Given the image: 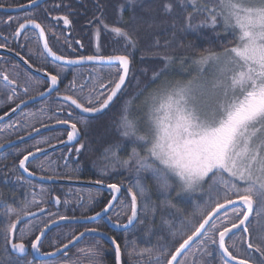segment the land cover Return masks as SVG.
Returning <instances> with one entry per match:
<instances>
[{"label": "snow or ice", "instance_id": "6c2138e0", "mask_svg": "<svg viewBox=\"0 0 264 264\" xmlns=\"http://www.w3.org/2000/svg\"><path fill=\"white\" fill-rule=\"evenodd\" d=\"M38 3L39 0H30V5ZM157 3L164 15L174 18L183 16L185 30L210 27L218 35L229 37L221 50L208 49L191 59L197 76L187 82L167 79V69L178 61L183 64L188 58L175 56L168 50L170 42L165 41L162 46L159 34L152 31L158 27V9L153 6ZM93 6L96 12L88 20V25L95 29L97 39L102 32L115 34L126 49L133 50L142 39L151 41L150 47L155 50L151 54L163 64L151 77V83L158 87L145 97L142 106L134 110L125 106L121 110L117 128L120 139L108 141L106 129L98 134L101 143L109 144L103 156L108 161L103 165L105 171L109 167L114 169L117 163L134 170L138 179L133 187L137 191H133V187L127 189L131 199L123 211L125 219L122 220L119 214L116 219L109 214L114 204L121 203L116 195L121 193V186L116 183L106 184L112 191L111 200L101 211L93 209V215H73L74 210L66 207L70 201L62 202L59 195L47 192L43 187L37 192L36 185L30 182L22 185L27 193L19 211L9 209L4 213L6 225L0 234V264H19L11 258L10 252L22 256L29 247L36 254L52 257V264H81L78 260H62L61 257L67 255L65 250L79 248L77 241H81L82 237L87 239L93 234L111 241L114 264H128V261L141 264V260L144 264H181L182 261L189 264L186 260L189 253L192 254L190 264H264V0H153L148 6H144V0H124L115 6L121 16V26H110L105 21L112 0H95ZM5 7L6 0H0V9ZM125 14L130 17L129 27L123 26ZM53 20L62 21L67 27L72 24L67 15L54 16ZM196 20L200 21L199 25L194 24ZM13 22L16 24L14 40H18L26 29L38 30L39 36L44 38L43 48L46 50L41 55L46 60L50 56L48 62H57V66L72 75V79L67 80L66 74H53L41 67H36V72L43 73V80L29 74L21 82L20 73L10 78L2 72L0 97H4L6 103L14 104L11 111L16 112L17 109L23 111L22 106L31 100L41 97L47 100L55 96L59 104L57 112L64 113L63 117L57 115L55 123L69 126L67 141L79 144L75 148L79 153L85 149V144L81 142L82 129L78 124L87 128L91 121L100 118L97 114H103L109 105L115 107L113 101L119 102V98L126 93L130 56L75 55L77 49L68 36L64 43L72 54H57L49 47L45 29L31 15L15 20L9 15L6 23L11 26ZM170 27L174 35L175 23ZM0 40L4 41L0 43V48L14 51L3 33H0ZM74 43L81 49L84 47L79 39ZM161 48L164 50L160 51ZM15 55L28 68L33 67L20 51H15ZM113 63L116 66L115 76L109 74L106 81L101 80L98 84L93 83L95 76L92 72L84 78L83 73L77 76L72 71H79L83 66L92 69L111 67ZM32 87L38 89V94H30ZM148 87L150 85L145 87V91ZM85 89L89 94H85ZM73 113L79 117L75 122ZM3 120L4 115H0V121ZM7 126L17 129L16 136L20 140L41 130L34 124L29 127L18 121ZM49 126L48 123H41L43 128ZM126 141L132 145V154L127 159H121L117 153ZM5 143L11 141L0 142V149L5 148ZM54 146L51 141H43L26 150L18 161L20 169L30 177L37 176L35 170L30 171L31 165L40 159L37 153H45L47 148ZM30 157L33 159L30 160ZM41 170L45 171L43 166ZM149 174L154 185L166 194L168 200L172 192L176 196L200 193L201 204L193 215L177 217L171 214L170 219L163 221L161 231L166 229L171 237L169 242L154 245L145 251L129 252L127 248H121L115 236H108L98 227L85 225L78 234L73 233L57 242L49 241L53 251L41 252L42 239H48L47 234L53 231V226L59 227L62 221L95 224L98 218L106 217L115 228L140 230L138 226H143V235H156L155 226L151 221L146 222L147 217H154L156 212L150 208V200L146 198L142 204L139 200L148 188L141 181ZM38 179L55 182L76 177L45 174L39 175ZM93 183L104 182L96 179ZM88 203H92V198ZM0 204L7 207L5 202L0 201ZM49 207L57 210L49 212ZM82 207L86 205L82 204ZM26 240L29 241L27 244ZM79 251L89 256V264H100L96 258L102 253L96 248H79ZM133 255L140 259L132 260ZM124 256L128 260H122Z\"/></svg>", "mask_w": 264, "mask_h": 264}, {"label": "rangeland", "instance_id": "374dc122", "mask_svg": "<svg viewBox=\"0 0 264 264\" xmlns=\"http://www.w3.org/2000/svg\"><path fill=\"white\" fill-rule=\"evenodd\" d=\"M65 1L66 0H61L60 2L56 3L54 6L50 5V6L46 7V8L44 7L43 9H41V11L44 12L47 16L48 15H53L51 20H49L48 23L44 24V26L46 27V29L49 32H52V30H53V28H52L53 26L51 25L54 22L53 17L54 16H62V15L64 16L63 12H65V11L68 13V9H69L70 6L68 7V4ZM150 1H151V3H153V0H150ZM18 2L19 1H15V0L14 1L13 0H6V4L7 5H12V6H14V3L16 4ZM123 2H124V0H123ZM146 4H147V0H144V6H146ZM57 5H59V7H57ZM154 7H157V9H158V11L156 13L157 21H162L163 18H165L167 15H164V14H162L159 11V4L158 3L154 4ZM46 9L48 10V12H47ZM68 15H70V14H68ZM23 17H25V16H20V17L18 16V17H13V18L15 20V19L23 18ZM7 19H8V17L2 16L0 14V33H3L4 36H7L8 40H11L12 36H13V33H14V29L16 28V24L13 22L11 24V26H9L6 23ZM170 19H172V21H174L176 23L175 20L176 19L182 20V17L180 16L179 18H174L173 16H171ZM58 23L61 24V26L63 28V22L60 21ZM199 23H200L199 20H196L194 22L195 25H199ZM157 24H158V27L152 29V31L154 33H156L157 31H159L161 33L164 30L168 31L169 29H171L170 25L168 24V21H166L165 23L157 22ZM109 25L110 26H121L120 24L116 25L115 23L113 24L111 22L109 23ZM123 26L129 27L130 23L128 25H123ZM196 28H198V27H194L193 29H196ZM207 28H210V27H207ZM210 29H212V28H210ZM92 32L93 33H91V34H92V39H93V46H91V48H90V45L88 43H85L83 41H81V43L84 45V47L82 49L77 47L75 45L74 39L72 37L71 40L73 41V47H76V49H77V52L75 53V55H79L80 53H85V54H88V55H92V54H100V55H107V54L122 55V54H128V55H130V53L132 54V53H138L139 52V58L147 57V58L152 59L151 57H153V55L151 53L153 51H155V50L152 49L150 47V45H147L146 40H144V39H142L140 41L139 46L135 50H133L132 48H127L126 49L124 47V45H123L122 40L119 37L115 36V34H111V33H108V32H102L100 34V36H99V39H97L96 35H95V29ZM65 33L66 32H64L63 35L60 36V41L52 42V45H53V48H54L55 52H57L58 54L71 55L72 53L68 49L67 45H65V43H64V39L66 37ZM104 35H107L109 37V41H108L109 43L102 42ZM72 36H73V34H72ZM223 36H224L223 34H220V38L223 37ZM159 41H160V44L163 46L164 45L163 43H165V41H162V40H159ZM108 47L112 48V51H108L107 52L106 48H108ZM163 50H164L163 48L160 49V51H163ZM19 51L22 54H24V55L26 54L27 55V53L26 52L25 53L22 52L21 49ZM26 51L29 54V56H28L29 59L34 61L38 65V67H41L44 70H50L51 72L54 71L53 73L61 72L62 74H66L64 72V70L58 69V68L52 66V64L49 63L44 58L43 55H41L42 52H41L40 48H35L33 50H26ZM170 52H172L173 54L176 53V51H170ZM135 66L136 67L134 69L130 70L129 80L127 82V91L123 95V97L121 99H119V102L117 103L118 107L115 109L116 111L117 110H121V108H120L121 107L120 106V100H122V102L124 103L126 101V98L128 97V94L133 93V91L138 89L136 87L138 79H139V82L143 80V76H144L145 70H146L145 66L143 64H141V63H137ZM72 71L77 76H79L80 73H83V75H88L90 72H92L93 75L95 76V78H98V80L95 81V84L99 83V81H100L102 76H106V75L108 76L109 74H112V72H114V71H112L111 68L107 69V68H99V67L96 68V69L90 68V69H87V70H79V71L72 70ZM167 71L169 72V75L167 77L168 80L187 82L188 80H191V79H193V78H195L197 76L196 66H194V64H192V63L184 62L182 64V63H180L178 61L175 64H173L171 67H169L167 69ZM2 72H6L10 76V78L16 76L17 72L20 73V77L19 78H20L21 82H23V79L27 75H29V73L27 71H25L24 69H22L20 66H18L17 63H14L10 59H6V58L0 62V73H2ZM66 75H67V79L69 77H72V75H70V74H66ZM0 83H2V80H0ZM157 87H158V85L154 83V85L151 87V89L146 94H144V96L142 98L141 106L143 104V101H144L145 97ZM29 91H30V94H38V89L36 87L30 88ZM87 94H89V93H87ZM23 95L24 94H23V92L21 90V96H23ZM55 100L56 99L50 97L46 101H44V102H42L40 104L34 105L30 109H26V110L22 111L14 119H12V121L8 122L5 125L0 126V142L6 141L11 136H16L17 129L15 127L9 128L7 126V125L13 123L14 121H18L20 124H25V125H28L29 127H31L33 124L36 127H39V126H41L42 122L43 123H48V124L55 123V119H56V117L58 115V114H56V112H57V109L59 107V104ZM14 106H15L14 104L6 103V100H5L4 97H0V112L2 113V115L4 113H7V112L11 111V108L14 107ZM41 109H44V111L41 112L40 111ZM116 111L113 112L114 115H115ZM33 114H35V115H33ZM108 116L105 119H110L111 118V117H108ZM29 117L31 119H29ZM77 120H78V118L74 119V121H77ZM79 125H81L82 128L85 129V132H87L89 128H91V127H93L95 125V122L91 121L90 125L87 128H85L83 124H79ZM62 135H63L62 133H55V134L47 135L45 137L46 139L38 140V141H36L34 143H30V144L24 145L21 149H17L13 153L14 154H21V156H22V154H26V150L34 148L35 145L42 144L43 141H51V142H53L54 139L60 138V137H62ZM84 144L86 145L87 142L85 141ZM5 158L6 157H2L0 159V164L5 160ZM66 159H67V150L65 152L63 151V152H60V153H57V154L50 155V156L44 157L42 159H39L35 163H33L31 165V168L34 169V170L40 171V173L42 175H45V174H61V175L67 174V175H70V174L79 172V170L82 167L81 164L80 165L78 164L76 166H72V165H74L72 163V160H70V161H68V163H66ZM41 166H43V169L45 171L41 170ZM112 173L114 174L115 172H112ZM124 173L126 175H125L123 180L129 182L131 187H133L136 184L137 179H138L137 173L134 170L131 171L130 169L124 170L123 174ZM113 174H106V175L112 176ZM131 174H133V175L131 176ZM22 181H23V184L28 183L25 179L22 180ZM118 181H121V180H118ZM148 181L150 182V184L155 186L153 181H152V179H151L150 174L146 175L141 182L147 184ZM44 189L47 192L52 193L49 189H46V188H44ZM156 189H157V187H156ZM22 191L24 192V198H25V195L27 193V189L24 187V190H22ZM133 191H137V189L135 187H133ZM158 191H159L158 192V198H153L150 195L149 188H147V191L145 192V194L143 196H140V198L143 199V202H144V200L146 198L148 200H150V202H151L150 203V208L154 209L155 212H156V215L154 217L153 216H149L146 219V222L147 221H151V223L155 226V228H156V223H157V227L161 226L163 221L171 218V214H175L177 217L182 216L184 214H187L189 216L193 215V213L197 210L198 205L201 204V202H197L195 200V198H194V196L196 194H200V193H195V194H192V195L178 196L180 198H183V197L187 196L188 199H184V200L186 202L192 204V210H190L188 208H184V212L182 213V215H177L174 212V210L172 209L171 205L169 204V202L173 201L172 200V196H173L172 193H174V192L169 194L171 196V201H169L168 199H166V194L163 191H161L159 189H158ZM75 192H77V190L76 189H71V188H65V189L60 191L59 196L61 197L62 202L64 200L70 201V203L66 206L67 209L72 210V208H74ZM28 195L30 196V193ZM188 196H190V197H188ZM47 199L50 200L51 197H47ZM160 199H161V203L163 202V212L162 213L160 212V210L157 211L155 209V206L157 205L158 202H160ZM2 205L3 204H1V206ZM85 208H88V205H86ZM61 210L62 211L64 210L63 205H62ZM54 211H56V210H53V209L51 210V212H54ZM254 214H255V210H254ZM17 227L19 228L20 225H18ZM159 228H160L159 229L160 232L158 233V240H157V244L156 245H162V244H165V243H167V242H169L171 240V237L168 235L166 229L161 231V227H159ZM73 233H75V228L74 227L61 228V229L55 231L49 237V241L57 242L60 239H66L69 235H71ZM136 233H137V230H135L134 238H135V234ZM145 237L146 236L143 235L140 240H137V237L135 239L130 240L129 252H133L134 250H137L139 242H144V244H145L144 248H142V249L140 248V251H145V250L149 249V246L151 247V244L150 243L147 244V241L144 240ZM30 239H31V237H29V240ZM49 241L46 242V246H47L46 248L49 249V250H54L53 247L50 245ZM151 241H152V237H151L150 242ZM28 242H29L28 240L25 241L26 244ZM236 242L238 243V241H236ZM228 243L230 244V243H232V241H228ZM78 251H79L78 249L73 250L71 252L70 259L77 260L76 255L78 254ZM136 259H140V258H138L135 255H133L132 260H136ZM191 259H192V254L189 253L188 256L186 257V260L189 262V264L191 262ZM98 260H100V259H98ZM143 263L144 262L141 261V264H143ZM19 264H29V263H28V261H26V263L25 262H19ZM41 264H52V262H47V263L41 262ZM129 264H132V261H129ZM181 264H184V262L182 261Z\"/></svg>", "mask_w": 264, "mask_h": 264}, {"label": "trees", "instance_id": "16d2710c", "mask_svg": "<svg viewBox=\"0 0 264 264\" xmlns=\"http://www.w3.org/2000/svg\"><path fill=\"white\" fill-rule=\"evenodd\" d=\"M28 1L30 0H24L23 2H28ZM65 2L68 4V7L69 6L70 7L68 9V13L65 11L63 12V14L64 15L67 14V16H69V19L72 21L71 27L64 29V24H63V30L64 32H66L65 33L66 36L68 35L69 39H72L73 37L74 41L76 39H79L80 41L88 43L91 48V46H93V39H92L91 33H93L92 31L94 29L89 27L88 20L91 19L93 16V13L96 12V9L93 6L95 3V0L94 1L93 0H66ZM117 3H123V0H112V7L109 8V11L107 15L105 16V21L107 23L111 22L113 24L115 23L116 25L117 24L121 25V16H120L118 9L115 7ZM16 4L18 5L19 2ZM150 4H152L151 1L147 0L146 6ZM1 15L5 17L9 16L5 14H1ZM181 17H182V20L176 19L175 20L176 23L172 21V19H170L171 16L169 15L163 18L162 21H157L160 23H165L166 21H168V24L170 26L173 23H175V34L174 35L172 34V29H169L168 31L164 30L161 33L157 31L156 33L159 34V40L170 42L168 45V49L170 51H176V53H174L175 56L177 57L182 56V55L186 56L188 58L184 61L186 63H191V59L193 57L197 56L200 52H203L205 50H208V49L221 50L223 43L229 39V37L227 36L226 37L223 36L220 38V34L218 35L212 29L207 28V27L203 29L196 28L192 30H185L184 19H183V16ZM129 23H130V17L129 15L125 14L123 16V25H128ZM60 28L62 29V27ZM8 41H11V40H8ZM108 41H109V37L107 35H104L102 42L109 43ZM146 43L147 45H150L151 41H146ZM76 46L79 47L78 45ZM106 50L107 52L112 51V48L108 47L106 48ZM108 55H112V54H107L105 56H108ZM115 55H118V54H115ZM0 56H4V55H0ZM129 56L131 59V70L136 67L135 65L137 63L143 64L146 70L143 76V80L139 82V79H138L137 86H136L138 89L133 91V93L128 94V97L126 98V101L124 103L122 102V100H120L121 110L124 108V106H127L129 110H134L141 106V102H142V98L144 94H146L151 89V87L154 85V83H151V77L153 75V72L159 71L163 67L162 62L155 56L151 57L152 59L147 58V57L139 58V52L132 53V54L130 53ZM5 57L6 59H8L7 56ZM10 60L16 63L14 59L10 58ZM148 85H150V87H148L147 91H145V87ZM119 99H121V97ZM117 103L118 102H116L115 107H112V109L109 112L107 111L108 113L106 115L103 114L104 116L101 115L99 116L100 118L98 120H94L95 125L89 128L87 132H85V129H82V133H83L82 143H85V141L87 142V144L85 145V149H82L79 153H75V156L69 159V161L72 160V163L74 164L72 166L81 164L82 167L79 170V172L80 171L84 172V174L86 175L85 177L87 179H94V180L101 179L103 180V182H108V183L116 179L123 180L126 175L125 173L123 174V171L130 169L128 167H121L120 164L118 163L115 165L114 169L109 167L105 171V169L103 168V165L108 163V161H105L103 159V156H104L105 148H107L109 144L108 142L101 143V141L98 139V134L101 130L106 129L109 134L107 137L108 141L115 142L120 139L118 132H117V128L119 126L118 122L120 121L121 110H117V111L115 110L118 107ZM30 108L31 107L27 109H30ZM114 111H116L115 115L113 113ZM0 115H2L1 112H0ZM107 116L111 118L105 119ZM22 147L23 146L17 147L8 153L4 152V154L2 153L3 155H0V159L2 157H6L8 159L11 157V159L3 161L0 164V201L5 202L7 204V207H4L3 205L1 206L0 204V234H2L3 228L6 225V219H5L4 213L7 212L9 209H14L16 211H19V208L24 199V192L22 191L24 190V187L22 186L24 184L22 180H24L25 178L21 175L19 168H18V165H19L18 161L19 159H22V156L21 154L13 153L17 149H21ZM131 149H132V145L126 141L125 145L120 148L117 155L121 159H127V157L131 156L132 154ZM112 172H115V173L113 174ZM106 174H113V175L108 176ZM132 175L133 174H131V176ZM18 177H20L21 179L18 180L17 179ZM147 185L149 186L148 188H149L150 195L153 198H158V192H159L158 189H156L155 186L150 184L149 181ZM172 195H173L172 196L173 201L169 202V204L175 205V207H172V206L171 207L177 215H182V213L184 212V208H188L192 210V204L184 200V199H188L187 196L180 198L176 196L175 193H172ZM199 197H200V194H196L194 196L197 202H201ZM169 201H171V199ZM155 209L157 211L160 210L161 213L163 212V202L161 203V199H160V202H158L157 205L155 206ZM177 209L179 210L178 212H177ZM38 215H42V214L38 213ZM66 227H73V226L67 225L61 228H66ZM159 227H157V223H156V228H155L156 235L152 236L151 242H150L151 237L144 238V240L147 241V244L149 243L151 244V247L157 244L158 233L160 232ZM136 237H137V240L141 239V235L138 237V231L135 234V238ZM44 247L45 248L43 249L46 252L51 251L46 248L47 247L46 243ZM151 247L149 246V248ZM11 258L19 262L26 263V261H28L29 264H36V263H31L28 257L25 259H22V258H15L11 255Z\"/></svg>", "mask_w": 264, "mask_h": 264}, {"label": "flooded vegetation", "instance_id": "af4514ba", "mask_svg": "<svg viewBox=\"0 0 264 264\" xmlns=\"http://www.w3.org/2000/svg\"><path fill=\"white\" fill-rule=\"evenodd\" d=\"M15 1H19V4L17 5V4L14 3V6H12L11 8H16V7H19V5H27V4L30 3V1L23 2L24 0H15ZM60 1L59 0H50L49 2L43 4L42 6H40L38 8H35L33 10H30V11L22 12V13H19V14H13L12 17H18V16L20 17V16L31 15V17L34 18V19H36V21L38 23H40L42 25V27L45 29V35L47 37L49 47H51L52 50L55 51L54 48H53L52 42L60 41V36L63 35L64 30H62L63 28L62 29L60 28L62 26L58 22L54 21L51 24L52 26H54V27H52L53 30H52V32H49L46 29V27L44 26V24L48 23V21L51 20V18H52L53 15H48L47 16L44 12L41 11V9H43L44 7L46 8V7L50 6V5H53L54 6L56 3L60 2ZM6 7L9 8L7 4H6ZM47 12H48V10H47ZM65 28H68V27L67 26L65 27V25H64V29ZM0 43H4V41L3 40H0ZM7 43L14 49V51H19L21 49L22 52H24V53L26 52L27 55L26 54L24 55L22 53H21V55H23L25 59L29 60V63L32 64L34 68L38 67V65L34 61H32V60L29 59V57H28L29 54L26 51V50H33L35 48H40L41 49V52L44 53V51L42 49L41 38H40V36H39V34H38L37 31H35L33 29H29V30L23 32L18 40H14L13 37H12L11 41H7ZM5 49H7V48H5ZM5 58H6L5 56H0V62L2 60H4ZM7 58L10 59L9 57H7ZM49 60L50 59L47 58V61H49ZM16 63L22 69H24L29 74H31L25 67H23L21 64H19L17 61H16ZM51 64H52V66H54V67H56L58 69H61L60 67L57 66V63L52 62ZM103 68H107V69L111 68L112 71H114V72H112L111 75L115 76V74H116V66H111V67L105 66ZM87 69H90V67L83 66V67H80L79 70H87ZM73 70H75V69H73ZM46 71H50V70H46ZM53 74H55V73H53ZM31 75L34 76L33 74H31ZM106 76H102L101 79H100V81L101 80H105L106 81L107 78H108V76L107 77ZM34 77H36V76H34ZM84 78H88V75H84ZM71 79H72V77H69L67 80H71ZM41 80H43V79H41ZM96 80H98V78H95L93 80V83H95ZM63 90L64 89L62 87L61 88V91L63 92ZM86 91H87V89H85V94L88 93ZM52 98L56 99L55 101H57V98L55 96H52ZM116 102L114 104H116ZM112 107L108 110V112L112 109ZM9 112H7V113H9ZM108 112H106L104 115H106ZM56 114H58L59 116H63L64 113H58V112H56ZM3 115H5V113ZM76 118L79 119V117L76 115V113H73V117H72L73 122H75L74 119H76ZM10 121H12V119L9 120L8 122H10ZM7 123H4L2 125H5ZM2 125H0V126H2ZM49 125L50 126H53V125H56V123H51ZM39 127L40 128H43L41 126H39ZM78 127H80L81 129H83L82 126L79 125V124H78ZM66 130L67 129L61 128V129H57V130L52 131V132H49V133H45L43 135H40V136L34 138L33 140H31L29 142H26L24 144H21V145H19L17 147L24 146V145H27V144H30V143H34V142H36L38 140L46 139L45 137L47 135H51V134H55V133H62L63 134L62 137L57 138V139H54V141L52 142L54 145L60 144L59 143L60 140L67 141V131ZM81 134L83 136V133H81ZM7 140H10L11 143H12V142L17 141L19 139L17 138V136H11ZM7 144H9V143H5V145H7ZM17 147L12 148V149L8 150L5 153L10 152L11 150H13V149H15ZM77 147H79V144H77L75 147L62 148V149L56 151L55 153L49 154L47 156L54 155V154H57V153H60V152H63V151L65 152L67 150L66 163H68L69 159L71 157H74L75 156V153H77L75 151V148H77ZM3 154H1V155H3ZM47 156H44V157H47ZM44 157H42V158H44ZM42 158H40V159H42ZM9 159H11V157ZM9 159L6 158L4 161L9 160ZM18 168H19V165H18ZM32 170H34V169H32L30 167V171H32ZM35 171L37 172V177L39 175H42L40 173V171H37V170H35ZM63 175H67V174H63ZM72 176L76 177V179H73L72 181L88 182V183H93V181H95L94 179H87L85 177L86 175L82 171H80L79 173L78 172L73 173ZM24 178L26 179V181L28 183L30 182V183L36 185V191L40 190V188L43 187V188L49 189L52 192V194H54V195H59L60 194V191L63 190V189H65V188L76 189L77 192H75V198H74V201H75V204L76 205L74 204V208H72V210H74V211H72V214L73 215H80V214L93 215L94 214L93 209L95 211H101L102 208L104 206H106V204L111 200V196H112V191L111 190H103V189H97V188H91V187H83V186H65V185H56V184L47 185V184H42L40 182H37L35 180L27 179L26 177H24ZM110 183H116V184H118V185L121 186V193L116 194L117 195V199L120 200L121 203L119 205L114 204L113 205V208L109 212V214H112L113 219H116L117 218V214H119L120 215V218L122 220H124L125 217L123 216V211L127 209L128 205L130 203V199H131V196L127 192V189L129 187H131V185L129 184V182H127L125 180L118 181L117 179L114 180V181H110ZM103 184L106 185V184H108V182H104ZM90 198H92V203L91 204L88 203V201H89ZM139 200H140V202L142 204L143 203V199L140 198V196H139ZM82 204L83 205H88V208L82 207ZM52 209L53 210H57L54 207H49L47 210L49 212H51ZM85 225L98 227V228L102 229L104 232L108 233V236H115L117 238V241L121 244V248L122 249L127 248V251H129L130 240L135 239L134 238L135 230H125V229L115 228L113 226V224L110 221L107 220L106 217L105 218L98 219L95 224L88 223V224H78V225H71V226H73L75 228V234H78L79 231H82L83 230V227ZM138 228L140 229V230H137L138 231V237L140 235L142 237L143 236V226H138ZM58 229H61V227L55 229L54 231H57ZM54 231H52L50 233V235L48 236V239H45L43 241V243H42L43 247L41 248V251L42 252H46L43 249V248H45L44 245H45V243L47 241H49V237L52 235V233ZM107 240H108L107 237L98 238L96 236H89L87 239L84 238L78 245H79V248H84V249L96 248L97 250H99L102 253V255H100L96 259H100L99 260L100 264H114V248H113V246H111L109 244V242ZM144 245H145L144 242H139V245H138V249L137 250L140 251V248L141 249L144 248ZM79 248L72 249L71 251H69L67 253L66 256L61 257V259H63V260L69 259L70 256H71V252L73 250H75V249H78L79 250ZM51 251H53V250H51ZM51 251H49V252H51ZM76 257H77V260L81 262V264H89V256L86 255L84 252L78 251V254L76 255ZM28 258H29V261L31 263L41 264V262H35V261H33L32 255H29ZM122 260H128V257L127 256H124V257H122ZM141 261H143V260H141ZM128 264H129V261H128Z\"/></svg>", "mask_w": 264, "mask_h": 264}, {"label": "water", "instance_id": "95a60500", "mask_svg": "<svg viewBox=\"0 0 264 264\" xmlns=\"http://www.w3.org/2000/svg\"><path fill=\"white\" fill-rule=\"evenodd\" d=\"M49 1L50 0H39V3L38 4H36V5H30V3H29L27 5H24L25 7H23V8H20V7L7 8V7H5V9H0V14H5V15L19 14V13H22V12H26V11H30V10H33L35 8H38V7L42 6L43 4H45V3L49 2ZM29 29H31V28H29ZM29 29H26L23 32H25V31H27ZM33 30H35V29H33ZM35 31L38 32V30H35ZM23 32H21V34ZM40 38H41V43H42V49H43L44 53H46V50L43 48V39L44 38H42V37H40ZM0 55H4V56H7V57H10V58L14 59L19 64H21L23 67H25L31 74H33L36 77H40L41 79H43V73L42 72H36V68H34V67L28 68V66L25 65L23 63V61H21L20 58L15 55V52L14 51H11L10 52V51H8V49L0 48ZM48 58L51 60V57L50 56ZM55 63H57V62H55ZM112 66H115V63H113ZM130 70H131V65H130ZM128 80H129V77H128ZM128 80L126 81V85H127ZM44 101H46V100L43 97L39 98L38 100H31V101H29V103L27 105L22 106L23 111L25 109L29 108V107H32V106L37 105V104H40V103H42ZM115 102L116 101L114 100L113 103H115ZM111 107H112V105H109V109ZM109 109H105L103 114H105ZM77 111H79V110H77ZM21 112H22L21 109H17L16 112L10 111L9 112L10 115H4V120L3 121H0V125H2L4 123H7L9 120L13 119L14 117H16ZM103 114H97V115L98 116H101ZM85 115H87V114H85ZM61 128H63V129H69V126L68 125H58V124H56V125H53V126H49L48 128H41L40 132H34L31 136H26L24 140H20L19 139L17 141H14L12 143H9V144L5 145V148L4 149H0V155L2 153H4V152H6V151H8V150H10L12 148H14V147H17V146H19L21 144H24L26 142H29V141L33 140L34 138H36V137H38L40 135H43L45 133H49V132H52V131H55V130L61 129ZM73 145H75V146L77 145L75 141H65L64 143L57 144L54 147L47 148L45 153H37V157L42 158V157L47 156L49 154L55 153L56 151H58V150H60L62 148L73 147ZM32 159L33 158L30 157V160H32ZM19 170H20L21 174L24 177H26L27 179L35 180V181L40 182L42 184H47V185L56 184V185H65V186H83V187H91V188H97V189H103V190H111V189H108L106 187V185H104V184H95V183H88V182H77V181L66 180V179L57 180L55 182H53V181L39 180L37 176H33V177L28 176V174L27 173H24L23 170L20 169V167H19ZM111 210H112V208L109 209V212ZM254 210H255V208H254ZM98 219H100V218H98ZM250 219H252V218L250 217ZM88 223H90V222H87V221H62V222H60V226L59 227H63V226H67V225L88 224ZM59 227L53 226V231L55 229L59 228ZM50 233H48L47 235L49 236ZM91 236H95V234H93ZM83 239L84 238L82 237L81 238V241ZM44 240L45 239H42V243H43ZM81 241H77V244H79ZM107 241L109 242V244L111 246H113L112 243H111V241L109 239ZM226 242H228V241H226ZM70 247H72V246L70 245ZM113 248H114V246H113ZM72 249H74V248H72ZM65 252L68 253L69 251L68 250H65ZM11 255L14 256L15 258H22V259H25V258L29 257V255H32L33 260L36 261V262H46V261L53 260L52 257L41 256L39 254H36L34 252V250H32L30 248L28 249L27 253L24 254V255H22V256H18L15 253H11ZM57 255L59 256V254H57ZM179 259L180 258L178 257V260Z\"/></svg>", "mask_w": 264, "mask_h": 264}]
</instances>
